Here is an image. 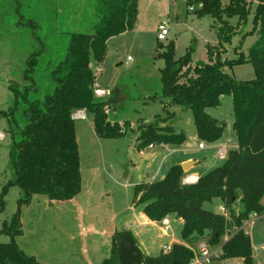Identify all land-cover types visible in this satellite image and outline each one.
<instances>
[{
    "label": "trees",
    "instance_id": "trees-1",
    "mask_svg": "<svg viewBox=\"0 0 264 264\" xmlns=\"http://www.w3.org/2000/svg\"><path fill=\"white\" fill-rule=\"evenodd\" d=\"M255 1L253 29L248 33L256 32L258 37L247 54L238 52L239 44L234 50L236 59L221 58L225 51L223 43L230 42L237 29L242 34L248 21L252 7L246 0H229L226 5L221 0H187L190 6L200 4L199 16H210L216 22L213 28L219 44L207 47V62L197 61L192 66L191 48L176 59L172 43L157 54L164 62L160 69L161 95L169 99V105L191 111L199 140L211 144L222 137L225 124L205 110L218 106L220 96L231 97V127L237 148L229 150L223 163L199 177L195 184L184 185L182 179L186 173L181 165H172L163 179L135 185L133 204L142 205V212L152 222H160L169 214L181 219L182 241L187 244L173 243L167 252L142 255L140 264H188L194 256L188 247L190 239L205 231L208 244L220 247V260L241 259L243 264H255L250 237L242 228L251 215L264 224V0ZM136 5L137 0H95L97 22L93 33L69 34L65 55L51 69V84L43 95L33 78L41 51L32 53L25 62V84L9 85L12 104L6 111H0V118L7 121L13 176L0 191V210L11 186H17L21 194L16 212L0 229V235L9 237L8 243H0V264H46L27 255L15 241L22 235L20 209L34 196L66 202L79 194L81 174L74 114L78 111L91 114L98 137L125 134L128 123L122 126L110 123L105 112L110 101L95 96L96 76L90 63L102 64L107 41L133 28ZM230 17L238 18L235 26L228 23ZM28 24L35 27L31 22ZM246 62L254 69L251 80L239 81L224 71V67ZM168 117L172 119L173 113H168ZM137 132V151L154 144L181 145L185 141L182 132L175 133L171 127H161L158 123L140 124ZM214 198L222 202L226 217L203 209V203ZM237 200L240 209L235 212L232 206ZM121 234L131 236L125 231L115 232L114 259L103 264H118L116 240Z\"/></svg>",
    "mask_w": 264,
    "mask_h": 264
},
{
    "label": "rangeland",
    "instance_id": "rangeland-1",
    "mask_svg": "<svg viewBox=\"0 0 264 264\" xmlns=\"http://www.w3.org/2000/svg\"><path fill=\"white\" fill-rule=\"evenodd\" d=\"M228 1L221 0V3L226 5ZM246 2L252 7L248 21L241 30L242 34L239 32L240 29H237L230 42L223 43L225 51L221 55L222 60L236 59L237 54L234 50L239 44L241 49L238 52L247 54L257 40L256 32L248 33L253 29L252 12L256 1ZM94 8L95 0H0V111H6L12 104L13 96L9 85L16 83L21 87L25 84L23 80L25 62L32 53L38 51L41 52L37 55L38 65L33 78L40 95L44 94L51 84L49 79L51 69L65 55L69 34L93 33V26L97 22ZM199 8L200 4L190 6L187 0H137V17L133 28L107 41L106 56L102 64L91 61L92 72L98 74L94 89L98 87L109 91L108 95L95 96L110 101L105 106L108 121L110 123L117 121L120 126L124 122L128 123L126 132L120 137L101 138L94 130L91 114L78 111L84 114V117L73 116L80 162V196L72 203L54 202L51 205H48L45 197L34 196L27 206H22L20 209L22 235L15 239L21 249L24 250L26 244L28 245L26 252L37 250L45 257L59 255L57 264H65L64 261L82 264L80 258L71 259L67 253L78 251L79 245L87 239L86 237L90 239L94 236V229L100 238L108 241L115 230L125 228V224L132 220L133 215L142 207L133 204L134 187L142 180H149L151 176V170L145 168L144 156L137 153L135 139L138 135V125L158 123L161 127L169 126L175 133L182 132L185 140L187 138L188 143H195L197 147L201 140H193L195 126L191 111L181 106L169 105V99L161 95L160 69L164 62L157 54L172 43L176 59L191 48L192 66L197 61H208L207 47L219 44L213 28L216 22L210 16H199L197 14ZM161 21L166 22L168 35L164 41L157 42L156 30ZM227 21L235 26L238 18L230 17ZM29 22L35 27L28 24ZM243 34L245 35L242 39ZM224 71L239 81L254 78V69L249 62L232 68L224 67ZM205 111L212 118L225 124L218 144H225L228 149L235 142V134L231 127L233 121L231 97L220 96L219 105ZM168 113H173L172 119H169ZM7 130L6 119L0 118V191L13 176L9 166L10 138ZM201 142L205 149L194 153L193 157L201 160L196 171L203 174L207 168L203 157L206 160L211 156L216 157V166L223 160L219 158L218 147L213 148L209 143ZM163 145L165 144H154L153 149L146 146L143 149L145 156L162 151ZM180 154H173L166 164L170 166ZM157 164L158 161H155L151 169H155ZM147 173L149 175H146ZM20 194L17 186L8 189L4 197V208L0 210V229L2 223L8 222L16 212ZM262 204L264 205V199ZM221 206L222 202L218 198L203 203V209L217 214H220ZM232 208L235 212L240 209L239 200ZM165 218L169 221L167 235L150 226L140 229V238L146 245L139 247L142 255L156 256L160 250L163 251V247L169 246L172 242H182L181 220L174 214H169ZM160 222L155 224L161 226ZM83 232L85 238L82 237ZM246 232L250 237L254 263L263 264L262 220L257 218L247 227ZM68 234H73L74 239L69 240ZM207 238V231L202 235L192 236L188 246L194 255H197L200 243ZM8 242V236L0 235V243ZM113 242L112 238L108 257L104 258V252L100 255L104 258L101 264L114 259ZM208 264L243 263L241 259L218 258L212 259Z\"/></svg>",
    "mask_w": 264,
    "mask_h": 264
},
{
    "label": "crops",
    "instance_id": "crops-1",
    "mask_svg": "<svg viewBox=\"0 0 264 264\" xmlns=\"http://www.w3.org/2000/svg\"><path fill=\"white\" fill-rule=\"evenodd\" d=\"M90 67H91V63H90ZM94 75L96 77L98 76V74H95V73H94ZM94 86H95V84H94ZM109 100H112V99H109ZM194 139L195 140H199L197 138V136H196V131H195V134L193 136V140ZM220 139L217 140L214 143L209 144L213 148L214 147H218V150H217L218 151V155H219V150L220 149H224V151L227 154V152L229 150H232V149H236L237 148V141H236V137L235 136H234V141L235 142H233V144L231 146H229L228 149H227V147H226L225 144H218L219 141H220ZM200 143H202V142L200 141L197 144V147H196L195 143L194 144L188 143L187 142V138H186V140L184 141V143H182L181 145H163L162 151H159V152H156V153H152V154H148V156H145L144 150L137 151V153L139 155L144 156L143 159H144V163H145V168L151 170V176H150L149 180H142L140 183H142V182H144V183L145 182L146 183H152V182H155V181H159L158 179H162L166 175L167 171L169 170V168L172 165H181L182 166L184 163L189 162V161H193L195 163H194V165L192 167H190V169L187 172H185L186 175L187 174H189V175H195L198 178L201 177V176H203L204 174H206L207 172H209L213 168L217 167L216 166L217 164H216V161H215L216 157L213 156L214 157L213 158L211 156L208 160H206V158L203 157V160L207 163L206 164L207 165V168L205 170L206 172H202L203 174H201V173H199V172L196 171L197 170L196 168L200 165L201 160L196 159L195 157H193V155H194V153L199 152V150H204L205 149V146H204L203 143H202L203 144V148L200 149L198 147V145ZM135 145H136V142H135ZM166 146H170V147H166ZM154 147L155 146H149L148 148L153 149ZM173 154H180V155L179 156L177 155L176 160L173 161L172 164L169 166L168 164H166V162H167V160L170 159V157ZM222 160L224 161V159H222ZM155 161H158V164L156 165L155 169L152 170L151 169V165ZM223 161L221 162V164L223 163ZM146 175H149V173H147ZM145 179H147V178H145ZM78 196H80V195L78 194L72 200H69V201H66V202H57V203H72L75 200H77ZM45 201L48 203V205H51L54 202H56V201H49L46 198H45ZM142 207L138 211L137 214H134L133 215V219L130 220L127 224H125V226H124L125 228H123L122 230H115V232H123V231L129 232L131 234V236L134 238V240L136 241L138 247H141L142 245L144 247L146 246L145 243H144V241H142V239L140 238L141 237L140 236V229H142L143 227L150 226V227H153V228H158L163 235H167V229H168V228L165 229L163 226H157L155 224V222L150 221L144 215V213L142 212ZM221 207H223V205ZM220 214H221V212H220ZM181 222H182V225H183V221L182 220H181ZM247 227L244 228L245 232L247 231ZM133 229L135 230V232H133ZM94 231H95V234H94V236L92 238L88 239V237H86L87 239L86 240H83L81 242V244L78 247V251H76L77 253L76 252L75 253H69L68 252L67 253L68 254L67 256L68 257H71V259H74V260H75V258H80L81 259L80 262L82 264H101L102 261H103V259L106 258V257H108V255H109V246H110V241H111L112 237H111L110 240L106 241L103 238H100L99 237L96 229H94ZM67 236L69 237V240H73L74 239V235L73 234H68ZM82 237L85 238V232H83ZM173 243L174 242H172L171 244H173ZM181 243L187 245L184 241H182ZM171 244L168 247H170ZM27 247H28V245L25 244V246H24V252L27 255H31V256L35 257L36 260H39L40 262L46 263V264H57L58 263V257H59V255H54V256L53 255H50V256L48 255V256L45 257V256H41V254L37 250H29V252H26L25 249H27ZM161 251L162 250H160V252ZM46 252H49V251H45V253ZM103 252L105 253V255L103 254V256H105L104 258H103V256L100 257V255ZM84 254L86 256L85 259H84ZM64 263L65 264H72L73 262H65L64 261Z\"/></svg>",
    "mask_w": 264,
    "mask_h": 264
},
{
    "label": "built area",
    "instance_id": "built-area-1",
    "mask_svg": "<svg viewBox=\"0 0 264 264\" xmlns=\"http://www.w3.org/2000/svg\"><path fill=\"white\" fill-rule=\"evenodd\" d=\"M168 35V28H167V24L165 21H161L158 26H157V30H156V41L157 42H162L166 39V36ZM95 94L97 96H105L109 94L108 90H104V89H100V88H96L95 89ZM84 114H82L81 112H78L76 114H74V118H83ZM198 147L201 149L203 148V144L200 143L198 145ZM219 158L220 159H224L225 158V151L224 149H220L219 150ZM198 180V177H196L195 175H185L184 178L182 179V183L184 185H191V184H195ZM220 212L223 216H227L226 214V210L224 207L220 208ZM257 218L253 215L249 216L248 220H246L243 223L242 228L244 229L245 227L249 226L250 224H252ZM160 225L163 226L165 229L168 228L169 225V221L167 218H163L160 222ZM227 238V236H225V239ZM170 247H163V251L167 252L169 251ZM261 250L264 251V245L262 246ZM221 255V249L220 247H212L208 244L207 241H203L202 243H200L199 245V250L197 255H194L193 258L190 260V262L188 264H208L212 259H218Z\"/></svg>",
    "mask_w": 264,
    "mask_h": 264
},
{
    "label": "water",
    "instance_id": "water-1",
    "mask_svg": "<svg viewBox=\"0 0 264 264\" xmlns=\"http://www.w3.org/2000/svg\"><path fill=\"white\" fill-rule=\"evenodd\" d=\"M195 162L189 161L181 167L187 172ZM116 251L118 264H140L142 261V252L136 241L128 234H121L116 240ZM264 264V263H263Z\"/></svg>",
    "mask_w": 264,
    "mask_h": 264
}]
</instances>
